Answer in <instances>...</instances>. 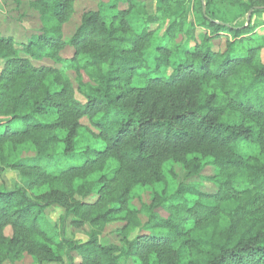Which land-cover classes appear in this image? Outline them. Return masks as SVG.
Segmentation results:
<instances>
[{"label": "trees", "instance_id": "16d2710c", "mask_svg": "<svg viewBox=\"0 0 264 264\" xmlns=\"http://www.w3.org/2000/svg\"><path fill=\"white\" fill-rule=\"evenodd\" d=\"M73 1L33 0L41 26L25 43L0 34V161L20 175L0 189V264L25 252L39 264H264V0H155L154 15L108 0L66 42ZM172 163L186 182L168 180ZM138 188L150 202L133 211ZM70 216L86 241L66 234ZM124 220L121 243L104 241Z\"/></svg>", "mask_w": 264, "mask_h": 264}, {"label": "rangeland", "instance_id": "374dc122", "mask_svg": "<svg viewBox=\"0 0 264 264\" xmlns=\"http://www.w3.org/2000/svg\"><path fill=\"white\" fill-rule=\"evenodd\" d=\"M33 0H0V34L4 36H11L13 37L17 42H27L32 35L38 31L39 27L41 26L40 18L38 12H36L31 7V2ZM143 2V9L145 12H147L148 15H154L157 14L158 7H157V1L155 0H139ZM108 0H74L72 11L66 21L63 24V36L64 40L66 42H69L70 38L74 35L76 29L79 27L82 21V17L84 14H86L89 11H97L102 3H106ZM127 5H123V3H120L119 9H127ZM253 12L245 16L240 20L241 23H245L250 19ZM253 23H260L264 21V12H261L259 14H256L255 17H253ZM166 26V25H164ZM159 28L158 25H154L153 28L157 29ZM162 29V28H161ZM203 29H197L195 34V42L201 41V38L203 36ZM163 32L158 30L159 35ZM257 34L259 38V42L263 45L261 49V58L264 62V26H260V28L257 29ZM194 43V42H193ZM192 43V44H193ZM221 46V49H223V46H225L224 40L218 42ZM64 50L61 52V56L63 59L67 58L70 59L73 56V48L71 46H67ZM35 65L41 66H51L56 69H64L66 70L67 75L71 78V80L75 81L74 84L77 85L76 82V71H72L71 69H68L65 65L61 63H56L55 61L51 59H44L42 61L34 62ZM81 76L84 78V81H89L88 77L85 75V73L80 72ZM135 85L140 87L143 86V81H136ZM83 124L86 126H89V123L87 120L83 121ZM4 169H3V168ZM207 169V168H206ZM166 175L169 181L176 180L177 183H183L188 180L187 178V171L186 169L177 164L172 163L168 164L165 168ZM211 173V170L207 169L204 172V176H207ZM208 177L205 178H198L197 176L192 179V181L198 183L200 185L201 191L205 193H215L217 191V187L207 180ZM20 183V175L16 171H12L10 169H7L3 166L2 162L0 161V189H12L16 187ZM170 183V182H169ZM173 184V183H171ZM150 190H145V188H138L137 191L134 194L133 202H132V210H140L142 208L143 202L148 203L150 202ZM162 215L166 216L163 211ZM47 217L49 220H51L55 225L58 226V228H61V220L64 216V210L60 208L59 206H52L48 208L46 211ZM138 219L143 223L146 221V217L143 215L139 216ZM72 217H68L66 220L65 230L66 234L74 240H81L86 241L88 239V234L90 233V227L84 226L81 228H76L71 223ZM128 223L127 220L119 221L110 223L103 229V240L108 243H121L123 235L120 234L121 227L124 226V224ZM139 230V227L131 233L129 236V240H131L135 233ZM6 234L8 236L12 235V230L9 228L6 231ZM5 264H39L38 259L36 256L29 254L28 252H25L21 255V257L15 262H6ZM42 264H56V263H49L45 262Z\"/></svg>", "mask_w": 264, "mask_h": 264}]
</instances>
